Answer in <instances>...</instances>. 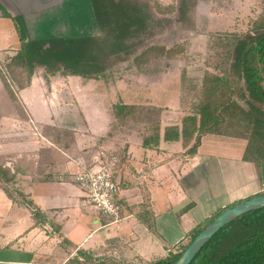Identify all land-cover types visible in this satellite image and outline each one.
Returning a JSON list of instances; mask_svg holds the SVG:
<instances>
[{"label":"crops","instance_id":"obj_1","mask_svg":"<svg viewBox=\"0 0 264 264\" xmlns=\"http://www.w3.org/2000/svg\"><path fill=\"white\" fill-rule=\"evenodd\" d=\"M0 4L11 16L20 15L9 11L5 0ZM14 18L9 37L18 32ZM17 42L2 44L0 49L11 52ZM84 80L61 73L42 78L35 73L30 86L16 94L18 110L0 74V164L20 180L13 187L15 193L26 197H10L0 187V264H79L75 261L79 248L118 264H151L177 252L189 231L220 209L264 192V162L243 158L247 139L229 137L232 145L217 143L221 148L213 147L208 153L202 152L201 141L195 154H186L191 144L164 139L165 127L179 123L171 120L175 113L163 115L157 146H144V132L138 128L118 132L109 146L85 145L86 139L97 141L106 135L114 116L111 106L104 105L100 111L87 102L94 98L98 103L101 96L84 93L90 82ZM70 96L78 107L67 113L59 103ZM12 120L16 129L8 127ZM9 129L20 137L7 141ZM46 129L74 133V140L58 143L43 132ZM224 145H239L238 154L225 156ZM109 147L121 151L122 157L116 175L117 199L122 206L117 223L94 207L84 206L83 191L72 178ZM35 210L44 220H36ZM73 247L76 249L70 252Z\"/></svg>","mask_w":264,"mask_h":264},{"label":"trees","instance_id":"obj_2","mask_svg":"<svg viewBox=\"0 0 264 264\" xmlns=\"http://www.w3.org/2000/svg\"><path fill=\"white\" fill-rule=\"evenodd\" d=\"M87 1L85 6H82L83 0L68 3L70 10L77 11L74 20L78 27L70 36L55 37L47 33L38 35L37 39H29L24 22L16 18L17 29L21 32V48L3 64L4 70L2 68V73L5 74V70L10 73L13 83L0 74L18 110L20 103L15 88L21 90L30 86L39 68L45 69V77L61 73L85 80L100 79L114 68L111 63L115 60L132 58L142 64L152 55L173 57L184 53L181 44L171 47L145 45L144 35L153 22L149 12L151 4L147 0ZM157 6L160 12H165L163 6ZM90 8L95 19L79 20L78 14ZM0 11L3 16L12 17L1 4ZM144 17H147V24ZM96 30L101 33L94 34ZM214 44L220 71L205 70L199 93L192 102V111L182 116L179 123L166 126L164 139L182 140L184 146L191 144L186 154L193 155L207 133L220 129L227 122L246 123L250 130L243 158L261 164L264 162V13L253 19L245 33L219 34ZM143 45L145 47L142 48ZM163 110L157 106L116 102L112 106L114 120L104 137H112L116 127L135 126L144 132V146H157ZM13 180L11 169L0 164V187L10 197L15 194L20 200H26L10 187ZM227 208L220 209L203 225L190 230L187 241L179 246L177 252L151 264H174L200 231ZM34 212L38 222L43 219L40 211ZM75 249L71 248L70 252ZM75 253V261L79 264H118L111 259L103 260L83 248L75 250ZM191 264H264V207L225 225L205 244Z\"/></svg>","mask_w":264,"mask_h":264},{"label":"rangeland","instance_id":"obj_3","mask_svg":"<svg viewBox=\"0 0 264 264\" xmlns=\"http://www.w3.org/2000/svg\"><path fill=\"white\" fill-rule=\"evenodd\" d=\"M86 1L83 0L82 6L87 4ZM147 1L151 4L149 12L153 18V22L148 33L144 35L146 38L144 41L145 45L155 44L171 47L175 44H181V46L183 45L182 51L184 53L173 57L152 55L149 59L144 60L142 64H139L137 60L132 58L123 61L115 60L111 63L112 68H114L104 74L103 77L100 79H89L90 82L85 87L84 93L90 97L101 96L98 103L94 98L87 100L89 104H95L93 107H97L100 111H102L104 105L106 107H112L116 102H123L161 107L164 109L162 118L163 115H172V113H175V116L171 120H180L182 116L192 111V102L199 93L205 70L208 69L213 72L220 71V68L217 67V48L214 44L218 35L232 32L241 34L248 31L253 19L258 18L264 13V0ZM68 2L70 3L71 0H6L5 5L13 14L19 12L21 16L30 21V25L26 26L28 38L37 39V36L41 32L42 34L49 32L51 35L61 37L70 36L75 29H78L74 20L77 11L70 10ZM158 4L165 8V12H160L157 6ZM89 10L92 9H84L81 14H78V19H95V15ZM68 14H70L71 18ZM14 15L16 16H14L15 18L13 16L10 18L3 16L0 12V45L18 41L15 44L16 47H13L14 49L11 52L0 49V73L5 75L10 83H13L10 80V73L6 70L5 74L2 73L4 72L2 71L3 64H6L8 59L10 60L17 54L22 44L19 38L21 35L20 30L16 34L17 39H15V34L11 37L8 36L12 28L10 24L13 22L12 18L16 20L17 16H20L18 14ZM144 23L147 24V17H144ZM93 33L98 35L101 32L96 30ZM143 47L145 46L143 45ZM9 48L7 47L6 50ZM45 72L44 68L36 70L37 76L42 78L46 76ZM71 79L75 82L73 77ZM84 81L88 80L86 79ZM72 88L74 89V87ZM15 90L17 94L19 90L16 88ZM67 90L68 88L63 92ZM70 97V99L67 98L66 100L62 97L59 103L61 107L67 108V113H72L70 111L72 107L75 109L78 107V102L75 97ZM68 107L70 108L68 109ZM88 107L90 108L92 106ZM22 111L24 112L23 109ZM64 113H66L65 110ZM19 114H21V111H19ZM10 125H12V129H16L17 127L14 120H12V123H8V127ZM134 127L125 126L122 129L116 127L111 133L112 137L105 138L104 135L103 137H99L97 141H95L96 139H86L87 141L84 143L85 145L107 144L109 146L108 142H111L113 136L118 132L127 133L137 129ZM217 130L207 133L204 139L201 140L204 142L202 148L203 153H208L213 147L214 149L221 148V145L218 147L217 143L232 145L229 137H234L237 141L246 140L250 128L246 123L237 124L227 122ZM10 132L11 134L7 137V141L11 138L17 139L20 137L16 131L9 129L8 133ZM43 132L47 136L55 137L56 141L61 144L64 141L74 140V133L67 135L64 134L63 130L46 129ZM7 144L8 142L5 140V145ZM238 146L235 145V147L228 148L224 145L223 148L226 149L225 156L238 154ZM105 149L103 154L97 155L96 161L99 162L103 157L112 154H120L121 156V153H119L121 151L119 150L116 152L110 147ZM85 150L88 151L89 149L86 148ZM219 151L221 149L216 152L218 153ZM212 162L213 160L210 163ZM226 166L227 168L229 167L228 165ZM225 171H227L226 168ZM196 173L199 174L200 170H197ZM200 174H204V172ZM238 177H240L239 173ZM229 180L232 183L231 179ZM19 181L17 178H14L10 182V187L17 188L16 184Z\"/></svg>","mask_w":264,"mask_h":264},{"label":"built area","instance_id":"obj_4","mask_svg":"<svg viewBox=\"0 0 264 264\" xmlns=\"http://www.w3.org/2000/svg\"><path fill=\"white\" fill-rule=\"evenodd\" d=\"M121 162L120 154H112L96 161L95 165L85 167L72 177L83 191L82 204L94 207L114 223L122 218V206L117 199L120 186L116 179Z\"/></svg>","mask_w":264,"mask_h":264},{"label":"water","instance_id":"obj_5","mask_svg":"<svg viewBox=\"0 0 264 264\" xmlns=\"http://www.w3.org/2000/svg\"><path fill=\"white\" fill-rule=\"evenodd\" d=\"M17 19H20L21 21L24 22V20H22L20 16H17ZM47 33L49 32H44L43 34L41 32V35L44 34L46 35ZM263 207H264V193L254 195L252 197H249L243 201H240L228 207L227 209L222 211L218 216H216L210 223H208L200 231V233L192 240V242L187 246V248L181 253V255L174 262V264H191V262L194 260L197 254H199V252L202 250L205 244H207L211 240V238L214 235H216L225 225L237 219L243 214L261 209Z\"/></svg>","mask_w":264,"mask_h":264}]
</instances>
